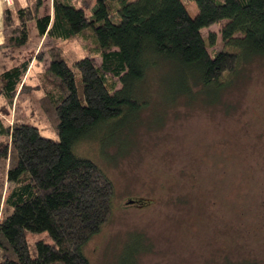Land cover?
<instances>
[{
	"label": "trees",
	"instance_id": "obj_1",
	"mask_svg": "<svg viewBox=\"0 0 264 264\" xmlns=\"http://www.w3.org/2000/svg\"><path fill=\"white\" fill-rule=\"evenodd\" d=\"M43 4L14 0L2 12L0 49L21 56L0 67V264H91L84 247L110 219L115 186L74 148L135 142L153 127L143 117L152 102L164 104L162 120L178 103L230 106L225 96L264 66V0H51L42 14ZM30 22L86 54L50 46L35 87L20 93Z\"/></svg>",
	"mask_w": 264,
	"mask_h": 264
},
{
	"label": "rangeland",
	"instance_id": "obj_2",
	"mask_svg": "<svg viewBox=\"0 0 264 264\" xmlns=\"http://www.w3.org/2000/svg\"><path fill=\"white\" fill-rule=\"evenodd\" d=\"M4 1L2 12L14 3ZM186 8L191 16L197 12L195 4ZM50 11L51 0H44L41 13ZM29 32L24 55L32 58L20 93L35 87L46 61L36 57L50 46H62L71 58L86 54L79 40L40 37L34 22ZM0 33L3 42L2 27ZM19 55L0 49V67ZM225 101L230 106L178 103L163 120L156 114H163L164 104L152 102L143 117L150 114L153 127L141 125L135 142L108 149L94 139L76 145L75 153L93 160L115 186L110 219L84 247L91 264L243 258L264 264V66L255 65ZM43 126L42 135L56 138Z\"/></svg>",
	"mask_w": 264,
	"mask_h": 264
},
{
	"label": "crops",
	"instance_id": "obj_3",
	"mask_svg": "<svg viewBox=\"0 0 264 264\" xmlns=\"http://www.w3.org/2000/svg\"><path fill=\"white\" fill-rule=\"evenodd\" d=\"M20 4L23 5L25 4V0H19ZM6 4V2L4 0H0V30L2 27V9L4 7V5ZM2 42V36L0 33V43Z\"/></svg>",
	"mask_w": 264,
	"mask_h": 264
},
{
	"label": "water",
	"instance_id": "obj_4",
	"mask_svg": "<svg viewBox=\"0 0 264 264\" xmlns=\"http://www.w3.org/2000/svg\"><path fill=\"white\" fill-rule=\"evenodd\" d=\"M130 202H134V201H130Z\"/></svg>",
	"mask_w": 264,
	"mask_h": 264
},
{
	"label": "flooded vegetation",
	"instance_id": "obj_5",
	"mask_svg": "<svg viewBox=\"0 0 264 264\" xmlns=\"http://www.w3.org/2000/svg\"><path fill=\"white\" fill-rule=\"evenodd\" d=\"M135 202V201H134Z\"/></svg>",
	"mask_w": 264,
	"mask_h": 264
}]
</instances>
